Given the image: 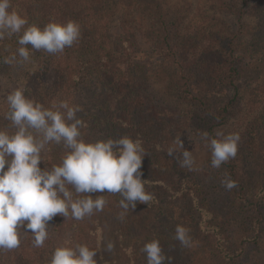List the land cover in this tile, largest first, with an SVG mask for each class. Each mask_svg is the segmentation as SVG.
<instances>
[{"label":"trees","instance_id":"16d2710c","mask_svg":"<svg viewBox=\"0 0 264 264\" xmlns=\"http://www.w3.org/2000/svg\"><path fill=\"white\" fill-rule=\"evenodd\" d=\"M10 2L29 24L71 19L81 35L58 54L28 45L30 61L11 65L3 61L19 47L17 35L5 36L0 82L21 75L24 95L45 108L78 106L85 142L139 139L141 179L153 199L121 219L118 193L92 194L106 201L101 211L81 220L57 215L43 247L21 229L19 247L0 249V264H49L66 244L87 245L97 264H147L141 249L153 239L172 264H261L253 254L264 248V0ZM7 112L0 93V129L14 132ZM234 120L237 155L213 169L201 133L226 134ZM188 142L204 153L208 173L180 166ZM65 151L50 143L39 167L58 165ZM225 174L236 182L231 190L221 186ZM177 225L190 230V246L174 239Z\"/></svg>","mask_w":264,"mask_h":264},{"label":"clouds","instance_id":"9594fccd","mask_svg":"<svg viewBox=\"0 0 264 264\" xmlns=\"http://www.w3.org/2000/svg\"><path fill=\"white\" fill-rule=\"evenodd\" d=\"M10 0H0V40L17 35L19 47L4 58L6 64L29 62L31 50H43L49 54L63 53L80 38V26L74 20L65 23L49 22L42 29L29 24L25 17L11 10ZM31 46V50L27 47ZM8 112L5 118L11 122L14 132L0 129V249L19 247L20 233L30 231L34 247H43L48 238V222L57 215L69 214L81 220L95 211H101L106 203L102 196L92 194H119V204L124 210L136 208L137 202L147 204L153 199L145 192V180L141 177L142 159L146 155L142 142L128 136L115 139L85 142L81 139L82 121L77 118L78 106L67 101L53 102L51 107L24 95L22 89L12 91L6 97ZM201 139L211 150V167L222 164L237 155L240 139L238 133L224 134L217 131L215 137L207 132ZM50 143L63 144L66 149L58 165L41 169V152ZM194 163L189 151L183 152L181 167L191 169ZM226 190L236 187L228 174L220 181ZM83 198L73 199V191ZM189 229L177 225L174 239L182 246L191 244ZM113 244L107 245L111 251ZM141 251L147 264H172L159 240L145 242ZM94 250L87 245H64L55 248L49 264H97Z\"/></svg>","mask_w":264,"mask_h":264},{"label":"rangeland","instance_id":"374dc122","mask_svg":"<svg viewBox=\"0 0 264 264\" xmlns=\"http://www.w3.org/2000/svg\"><path fill=\"white\" fill-rule=\"evenodd\" d=\"M23 76L21 75H14L11 80L8 79H1L0 82V86H1V98L2 101L6 102V97L8 94H10L12 91L16 90V89H22L23 87ZM155 90H157L156 88H154V92ZM171 106V104H169ZM235 120L233 122H231V124L229 125L227 131L225 132L226 134L229 133H238L240 131V127L239 125L234 123ZM242 129V128H241ZM183 139H180V143ZM188 145H192L191 148H188ZM185 151H189L191 153V157L194 161V163L192 164L191 170H195L197 171L196 174H206L208 173L207 168L203 165V156L204 153L202 151L199 150L198 147H196L194 144H191L190 142H188L187 144L183 145ZM203 179L207 178L206 175H202ZM208 183V185H212L211 182H208V179L206 181ZM214 192H217V189H213ZM217 194V193H216ZM255 256V259L260 260L262 263L264 264V248H261L260 251L256 252L255 254H253Z\"/></svg>","mask_w":264,"mask_h":264}]
</instances>
